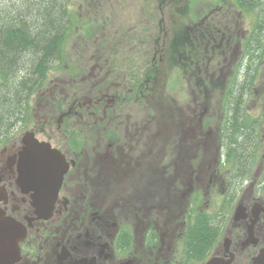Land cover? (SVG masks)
Listing matches in <instances>:
<instances>
[{"label":"rangeland","instance_id":"obj_1","mask_svg":"<svg viewBox=\"0 0 264 264\" xmlns=\"http://www.w3.org/2000/svg\"><path fill=\"white\" fill-rule=\"evenodd\" d=\"M232 1L68 0L69 8L78 11V17L82 19L80 24L82 30L75 29L77 34L72 37L68 49L71 66L69 70L54 68L48 72L47 82L40 89L39 95L34 94L30 100L29 105L33 106L35 119L29 123L27 128L20 126L14 139L19 138L24 131L31 128L36 135L34 139L37 142H50L60 151L61 137L67 136L69 139L79 133L85 136L82 138L87 142L85 149H82L85 169L83 167L81 171L96 168L95 162L101 159L99 156L101 153H98L101 152L100 148L106 140L104 131L97 138L90 122L85 124L82 120L72 119L75 130L67 129L57 132L55 120L74 101L71 97L73 94L77 99H82L84 96L92 97V104L88 107L90 112L93 109L102 108L101 105L96 106L95 99L98 91L93 89L92 82L94 81L92 79L82 80L83 74L75 75L78 71L87 73L91 63L92 66L96 65L93 69H97L107 59L106 66L112 68L110 76L113 77V80L117 79L118 81L120 78L121 85H125L126 89L133 88L134 91L137 82L142 84V88L150 89V91L143 92L147 97H143L140 102L139 100L135 101V105L140 107L139 115L142 116L148 113L143 109L150 110V114L154 110L152 115H156L155 119L158 118L159 122V149H157L159 152L157 158H149L145 161L148 165L152 161L154 167L149 165V170H145L144 180L152 173L160 180V193L154 197L160 210L153 214L154 217L159 216L160 222L166 213L164 207L169 206L167 197L164 198L163 193L167 188L166 181L173 176L174 169L178 165L176 158L178 162H181V158H184L185 154L188 155L187 164L193 171L192 189L197 188L196 190L201 188L200 182H196L195 177L203 175V178L208 181L212 166L217 161L215 150L221 143L219 125L223 123L224 115L222 100L226 88L229 90L228 84L233 77L232 73L242 58V54L239 52L241 41L252 32L255 26L254 15L239 16L231 7ZM263 36L264 32H261V38ZM96 50H99L101 61L94 54ZM262 64L264 66V59ZM244 65L242 63L243 67ZM102 75L100 76L102 77ZM88 78H93V76L90 74ZM255 89L256 87L251 88L247 96H244L246 98L245 108L246 112L251 115V121L253 120L250 125L256 129L259 128L260 133H264V81L262 86H258L257 91ZM130 93L133 94V92ZM44 94L47 96L40 99L39 97ZM144 103L146 106L143 108ZM101 104H105V102L102 101ZM108 105L105 106V111L108 117L106 119L109 120L110 111L113 109ZM136 106H133L132 109H137ZM44 116L50 118H48V123L45 122L46 117ZM94 116V121L100 128L106 126L108 120L101 122L104 116L101 110ZM170 120H173L177 133L180 130L181 132L187 131V127H190L191 137L185 139L180 136L174 137L172 132V137L166 136L168 133L166 128ZM60 126L62 129L65 124L61 123ZM73 134L75 135L73 136ZM2 144L0 142V147ZM7 153L11 154L12 151L8 150ZM103 161L102 158L101 162L104 163ZM100 170V173L95 170L98 178H101L105 173L103 167ZM183 172L184 166H180L178 176L180 178L173 188L181 189L180 180ZM248 175L250 176V174ZM164 178L167 180L163 181ZM74 180L69 181V184L81 187L80 190L83 189V191L80 193L85 197V200L78 202V204L83 202L84 208L70 212V216L74 219L73 232L88 231L90 228L88 222L90 223L91 217L92 221L96 220L95 213L89 206L90 182L85 177H74ZM131 180L134 182L132 177ZM125 181L127 180L125 179ZM206 181L203 180V188L199 191L200 197L197 198L199 205H196H203V210H209V213L214 216L228 201L230 191L226 190V184L219 187L218 196L221 198L220 200L215 199L213 198L215 195L208 189ZM95 183L98 184L97 181ZM127 183L124 182L122 185L114 187L113 184H109L111 190H107V192L110 193V197L116 198L122 194ZM247 183L249 185V181ZM76 187H73L75 191ZM100 188L103 186H96L97 191ZM243 191L244 189L241 187L235 198L237 201L235 204L234 201L232 202L230 226L241 221L240 215L232 220L231 213L241 201V197L247 198V195L242 194ZM195 197L197 196H194L193 193L194 202ZM149 203L148 199L144 205L147 206ZM242 204L240 207H243ZM118 206L120 207V204ZM120 211L121 220L125 217L123 224L129 225L127 222H129V216L133 215L132 208L125 206ZM142 211V214H146L150 209H142ZM150 218L146 215L147 221ZM48 223L36 226L41 229L39 236L42 235L45 225L52 227V224ZM175 224H178L177 221H173V225ZM160 227L164 228L161 222ZM98 236H101L102 240L105 238V235L100 232ZM38 242H40V237ZM215 254H217V250L214 251L210 259L214 258ZM216 256L219 259L228 260L219 254ZM228 262L231 264V260Z\"/></svg>","mask_w":264,"mask_h":264},{"label":"flooded vegetation","instance_id":"obj_2","mask_svg":"<svg viewBox=\"0 0 264 264\" xmlns=\"http://www.w3.org/2000/svg\"><path fill=\"white\" fill-rule=\"evenodd\" d=\"M94 54L101 61L99 50H96ZM106 62L107 59L97 69H93L96 65L92 66L91 63L89 74L93 78L82 79L94 81L92 82L93 89L98 91L95 99L96 106L101 105L102 108L93 109L90 112L88 107L92 104V97L84 96L82 99H77L73 94L71 97L74 101L55 120L57 132L67 129L75 130L72 119L82 120L85 124L90 122L97 138L104 131L106 140L103 139L104 145L100 148L101 152L98 153H101L99 155L101 159L95 162L96 168L81 171L85 166L82 159V155H84L82 149H85L87 144L86 140L82 138L85 136L76 133L69 139L67 136L61 137L60 152L67 162V171L50 211L46 210L45 213L37 211L31 204L30 193H25L17 183L21 144L12 141L0 147V212L14 221L20 234L23 235L19 242V255L9 264L203 263V259H199L203 253V247L200 248V251L193 252L188 231L194 203L192 194L197 196L195 197V203H197V198L200 197L199 191L203 188V180L205 182L207 179L203 178V175L196 176L195 181L200 182L201 189H192L193 171L187 164L188 155L185 154V157L181 158V162H178L176 158L178 165L174 169L173 176L168 178L169 180L163 179V181L167 180V188L163 195L164 198L167 197L169 206L164 207L166 213L160 221L164 228L160 227L159 216H153L160 210L158 203L154 200L157 193H160V180L154 173L144 180L145 170H149V165L154 167L152 161H150L151 163L148 161L149 165L145 161L149 158H157L159 152L157 150L159 149V122L158 118L155 119L156 115H152L153 109L151 114L150 110L143 109L144 112L148 111L149 115L147 113L142 116L139 115L140 107L135 105V101L139 100L140 102L143 97H147L143 92L150 91V89L142 88V84L139 82L135 85V91L133 88L126 89L125 85L119 83L120 78L117 81L110 76L112 68L106 66ZM101 74H103L102 77ZM102 101L105 104H101ZM107 104L113 109L110 111L109 120L106 119L105 106ZM133 106H136L137 109H132ZM145 106L146 103L143 108ZM100 110L104 115L101 122L108 120L106 126H102V128L94 121V114L99 113ZM48 118L46 117V123L49 122ZM59 123H64L65 126L60 129ZM187 128V131L181 132L180 130L177 133L173 120H170V123L167 124L168 133L166 136L172 137V132L174 137L180 136L184 139L191 137V128ZM262 134V139H264V133ZM181 141L183 142V140ZM262 144L264 145V140ZM222 146L223 144L220 143L215 150L217 161L212 166V172L209 174L206 185L215 196L219 195L218 188L225 184L227 191L233 190L235 193H238L243 187L242 194L247 195V198L241 197V201L238 203H243L240 223L231 225L230 228L223 231L221 241L217 247L211 249L210 254L212 255L217 250L215 255L219 254L228 258V261L231 260V264H264V257L260 261L261 256L264 255V161H255V164L253 162L246 168L247 171L252 169V174L249 176L246 173L236 180L235 175L229 173V170L222 171L221 160L225 155ZM154 147L156 148L154 149ZM54 148L57 149V146ZM144 149L148 151L144 152ZM8 150L12 153L8 154ZM260 155L264 159V151ZM102 158L104 163L101 162ZM180 166H184V172L180 180L181 189H178L173 186L180 178H178ZM102 167L105 173L101 178H98L95 170L100 173ZM74 177H85L90 182L89 206L95 213L96 220L92 221L91 217L90 223L88 222L90 227L88 231L73 232L74 219L70 216V212L84 208V203L78 204V202L85 200V197L80 193L83 189L80 190L81 187L78 185L71 186L69 184V181H75ZM96 181L98 184L95 183ZM124 182H128L125 191L116 198H111L110 193L107 192V190H111L108 185L113 184L114 187L122 185ZM97 185L103 186V188L97 191ZM73 187H76V191ZM148 199L150 203L145 206ZM125 206L131 207L133 211L132 217L129 216V222H127L129 225L123 224L125 217L121 220L120 210ZM142 209H150V211L142 214ZM146 215L151 217L149 221L146 220ZM53 216L55 217L53 218ZM173 221H177L178 224L173 225ZM47 223L52 224V227L45 225L42 235L39 236L41 229L36 226H43ZM129 227L130 230H128ZM99 232L105 235L104 240L98 236ZM39 237L40 242H38ZM223 239L225 242H222ZM219 250L220 252H218Z\"/></svg>","mask_w":264,"mask_h":264},{"label":"trees","instance_id":"obj_3","mask_svg":"<svg viewBox=\"0 0 264 264\" xmlns=\"http://www.w3.org/2000/svg\"><path fill=\"white\" fill-rule=\"evenodd\" d=\"M233 6L242 16L253 14L255 17L252 32L241 41L242 58L232 73L229 90H225L223 123L219 125L225 152L222 166L239 180L251 172L246 168L254 162L256 152L264 147L261 133L250 125L253 120L246 112L244 98L251 88L256 87L257 91L264 81V36L261 38L264 0H233ZM78 16V11L69 8L68 0H0V142L15 137L20 126L28 127L33 119L30 100L34 94L39 95L48 72L54 68L64 70L61 65L71 66L70 41L77 34L76 28L82 30V19ZM83 72L78 71L75 76ZM45 96L47 94L39 98ZM233 199V196L228 198L216 217L193 213L188 234L193 252L203 247L199 259L204 260L217 243L220 223L227 221Z\"/></svg>","mask_w":264,"mask_h":264},{"label":"water","instance_id":"obj_4","mask_svg":"<svg viewBox=\"0 0 264 264\" xmlns=\"http://www.w3.org/2000/svg\"><path fill=\"white\" fill-rule=\"evenodd\" d=\"M22 142L26 144L21 154L22 166L25 169L20 171V177L25 183L28 180V184L33 190L32 204L36 208H44L54 201L66 171V164L59 152L51 149L47 143L37 142L33 133H25ZM19 234L18 226L5 218L0 222V248L5 250V246L12 245L15 248ZM3 240L6 241L5 244ZM14 258L15 256L12 255L7 258L0 257V263L11 262ZM206 264H229V262L213 258Z\"/></svg>","mask_w":264,"mask_h":264},{"label":"bare ground","instance_id":"obj_5","mask_svg":"<svg viewBox=\"0 0 264 264\" xmlns=\"http://www.w3.org/2000/svg\"><path fill=\"white\" fill-rule=\"evenodd\" d=\"M4 219H5L4 216L0 213V222H2ZM3 242H4V244L6 243V241H4V240H3ZM2 247H3V246H2ZM5 247H6L8 250H10V251H14V249H13L12 246H5ZM7 253H8V252H7ZM263 257H264V255L261 256L260 261L262 260Z\"/></svg>","mask_w":264,"mask_h":264}]
</instances>
